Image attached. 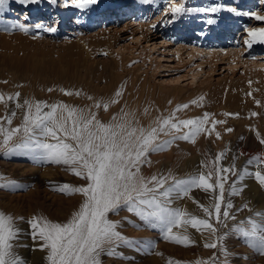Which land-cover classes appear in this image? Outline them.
<instances>
[{
	"label": "rangeland",
	"instance_id": "obj_1",
	"mask_svg": "<svg viewBox=\"0 0 264 264\" xmlns=\"http://www.w3.org/2000/svg\"><path fill=\"white\" fill-rule=\"evenodd\" d=\"M49 1L39 0L48 8L44 11L33 3V11L13 0L8 6L16 9L14 15H0V94L5 97L0 102V126L7 130L23 125L28 111L25 100L62 103L83 110L85 116L94 114L105 124L124 121L144 129L157 127L158 118L171 116L176 122L207 114L194 140L177 138L161 150L150 151L149 162L139 165V175L166 177V189L174 180L210 171L209 182L214 183L216 168L233 169L224 182L221 211L227 209L235 219L211 218L215 232L191 225L174 227V235L189 238L184 244L166 239L162 226L152 227L121 206L107 218L133 243L105 244L100 264H264V251L236 230L250 227L249 217L264 224V215H255L264 213V186L253 175L257 170L264 173V164L255 159L264 156L260 143L264 139V41L248 35L252 29L264 28V21L251 15L264 16V0H118L123 4L116 7L115 0H97L103 8L97 14L92 5H85L81 13L75 6L79 0H67L68 6L66 0ZM172 5H183L184 11L173 14ZM211 8L217 11H205ZM20 24L28 31L21 30ZM98 102L101 107L95 106ZM103 103L108 104L107 110ZM185 104L187 108L180 107ZM188 132L182 126L175 135ZM23 139L21 129L10 146ZM169 139L170 135L159 133L156 142ZM47 142L54 141L48 137ZM87 183L69 165L44 159L40 150L0 147V211L11 215L20 229L12 251L21 264H50L48 249L41 247L44 241L33 239L29 220L67 222L85 197L61 192L59 187ZM186 190V195L174 190L160 199L170 209L208 218L201 205L212 208L219 189L188 185ZM214 242L215 248L206 247ZM110 249L115 254H108Z\"/></svg>",
	"mask_w": 264,
	"mask_h": 264
},
{
	"label": "snow or ice",
	"instance_id": "obj_2",
	"mask_svg": "<svg viewBox=\"0 0 264 264\" xmlns=\"http://www.w3.org/2000/svg\"><path fill=\"white\" fill-rule=\"evenodd\" d=\"M38 2L39 0H19V3L25 5ZM95 3L97 0H79L75 6L84 7ZM4 4L5 0H0V8ZM65 6H68L67 0ZM170 11L176 14L184 11V8L183 5H172ZM205 11L216 12L217 9L211 8ZM251 15L258 21H264V16L254 13ZM209 23L212 21L209 20ZM18 26L21 30L28 31L26 25ZM48 30L55 31L54 28ZM248 35L252 40L264 41V28L252 29ZM251 42L246 41L249 44ZM65 94L72 95L67 91ZM15 95L19 98V93ZM115 95L120 96V91ZM4 99L3 94H0V102ZM8 99L11 100L12 97L9 96ZM24 104L28 111L24 116L23 125L7 130L0 126V136L3 137L0 147H6L9 151L16 148L40 150L44 159L69 165L75 175L82 176L88 181L86 186L73 187L65 184L59 187L61 192H78L85 197L79 210L73 213L67 222H52L44 217H33L29 220L33 239L38 237L44 241L41 247L48 249L47 259L50 264H100L99 254L105 244L119 241L131 245L133 241L122 236L116 230V222L107 218L109 212L118 211L121 206H126L129 211L137 213L152 227H156L157 224L162 226L166 239L184 244L189 242V238L186 235H174L172 232L174 227L191 225L198 230L203 228L215 232L216 229L210 222L211 218L216 222H220L221 217L235 219L234 216H230L227 209L221 211L224 182L227 180V174L233 171L232 168H216L214 183L209 182L213 176V172L210 171L186 180H174L173 185L166 189L164 188L166 177L158 178L153 175L146 178L139 175V165L149 162L146 157L150 151L161 150L177 138L194 140V137L203 130L204 123L208 119L207 114L203 118L176 122L171 116L158 118L157 127L144 129L132 127L124 121L105 124L97 120L94 114L85 116L83 110L62 103L47 105L46 102L36 101L33 104L25 100ZM95 106L101 107V103L98 102ZM102 106L107 110V103H103ZM180 107L187 108L188 105ZM44 108L50 110L43 111ZM7 122L11 124V119L7 118ZM215 123L222 122L213 121V124ZM182 126L189 128V132L175 135L180 132ZM21 129L24 139L10 146L13 136ZM159 133L170 135L171 139L157 143ZM39 137L45 139L41 140ZM48 137L54 142H47ZM260 143L264 144V139ZM222 155V153L218 154L216 160L218 161ZM255 159L264 164V156ZM248 162L252 163V160ZM253 175L259 184L264 186V173L257 170ZM188 185L201 187L206 191L219 189V195L216 196L212 208L201 205L208 218L189 216L183 211L170 209L160 199L169 197L174 190L184 191L186 195ZM232 191L235 193L236 188L233 187ZM227 207H232L230 202ZM255 215L261 216L264 213L257 212ZM13 219L11 215L0 211V264H21L12 251L14 246L12 241L17 238L20 231L14 225ZM248 224L250 227L237 226L236 230L243 236L251 238L249 242L264 251V224H258L252 217L248 218ZM222 239L223 237H218V240ZM216 246L215 242L206 244V247ZM108 254H115L114 249H110Z\"/></svg>",
	"mask_w": 264,
	"mask_h": 264
},
{
	"label": "bare ground",
	"instance_id": "obj_3",
	"mask_svg": "<svg viewBox=\"0 0 264 264\" xmlns=\"http://www.w3.org/2000/svg\"><path fill=\"white\" fill-rule=\"evenodd\" d=\"M12 1L13 0H5V4L3 5V7L2 8H0V15L1 14H4V15H6L7 16V14L8 15H14L13 13L15 12V10H11V8L13 7V5L12 6H8V4L9 3H12ZM19 1V0H18ZM49 1V0H48ZM122 1V0H121ZM146 1V0H145ZM238 1H240V0H238ZM124 2V1H123ZM137 2V1H136ZM49 3L50 4H53L54 3V1L53 0H50L49 1ZM125 3V2H124ZM133 3V2H132ZM142 3V2H141ZM260 3H261V1H260ZM39 5H37V7L39 8L38 10H43L44 11V9L46 8V9H48L47 7H46V5H41L40 3H38ZM48 4V3H47ZM50 4H48V5H50ZM65 4V3H64ZM121 4H123V3H121ZM120 3H119V1L118 0H115V7L118 5V6H120L121 5ZM129 4V3H128ZM18 5L19 6H24V8H25V10H33V3L32 4H27V5H25V4H21V3H18ZM56 5V4H55ZM92 5V7H91V10L92 11H94L93 12V14H97V12H100V10H102L103 8H101L100 7V4L98 5V1H97V3H95V4H91ZM94 5V6H93ZM125 5V4H124ZM127 5V4H126ZM52 6H54V5H52ZM132 6V8L134 7V4L133 5H131ZM136 6H139V4L138 5H136ZM135 6V7H136ZM55 7V6H54ZM141 7V6H140ZM52 8V7H51ZM85 7H80V9H81V13L82 12H84L85 11V9H84ZM143 8V7H142ZM68 9V8H67ZM63 11L64 10H66L65 8H63L62 9ZM95 10H97V11H95ZM138 9H136V11H137ZM139 10H141V8H139ZM144 10V9H143ZM33 11H35V10H33ZM115 11H117V10H115ZM142 13H143V11H142ZM237 16V15H236ZM87 17V16H86ZM92 18H93V16H92ZM91 18V19H92ZM1 19V18H0ZM81 19V18H80ZM2 20V19H1ZM89 20V19H88ZM92 21V20H91ZM225 25V24H224ZM226 26V25H225ZM180 27V26H179ZM187 27H188V25H187ZM189 30H191L190 28H188ZM186 44V43H185ZM184 45V44H183ZM179 48H181V46H178L177 47V49H179ZM177 51V50H176ZM230 52V50H224L223 51V53L224 52H227V53H229ZM227 53H226V55H227ZM232 53V52H231ZM223 54L221 53V56H222ZM225 55V54H224ZM149 112V111H148Z\"/></svg>",
	"mask_w": 264,
	"mask_h": 264
}]
</instances>
